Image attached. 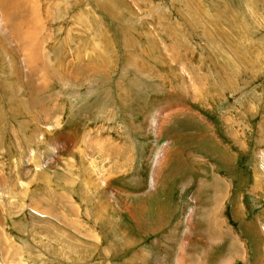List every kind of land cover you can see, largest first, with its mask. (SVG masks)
<instances>
[{
  "label": "rangeland",
  "instance_id": "1",
  "mask_svg": "<svg viewBox=\"0 0 264 264\" xmlns=\"http://www.w3.org/2000/svg\"><path fill=\"white\" fill-rule=\"evenodd\" d=\"M224 263L264 264V0H0V264Z\"/></svg>",
  "mask_w": 264,
  "mask_h": 264
},
{
  "label": "crops",
  "instance_id": "2",
  "mask_svg": "<svg viewBox=\"0 0 264 264\" xmlns=\"http://www.w3.org/2000/svg\"><path fill=\"white\" fill-rule=\"evenodd\" d=\"M227 187H230V184L227 182ZM228 191H229V188H228ZM228 195H226V197H227ZM221 198H224V196L223 195H220L219 196V199H221ZM219 206V205H218ZM217 205H215V207H218ZM217 221V220H216ZM213 222H214V220H213ZM218 231V230H217ZM233 232L234 233H237V236H238V238H237V240H238V242H239V244L241 243L240 242V236H241V234L239 233V232H235L234 230H233ZM223 234H224V232H222ZM230 239H231V241H232V244H231V248L233 247V240H232V238L230 237ZM235 245V244H234ZM241 246V245H240ZM189 255H190V253H186V255H185V257H189ZM210 255V254H209ZM209 258V257H208ZM207 262H208V260H207Z\"/></svg>",
  "mask_w": 264,
  "mask_h": 264
},
{
  "label": "bare ground",
  "instance_id": "3",
  "mask_svg": "<svg viewBox=\"0 0 264 264\" xmlns=\"http://www.w3.org/2000/svg\"><path fill=\"white\" fill-rule=\"evenodd\" d=\"M26 1H27V0H26ZM29 1H30V0H29ZM8 5H10V4H8ZM15 8H16V7H15ZM18 8H19V7H18ZM11 10H12V11H15V9H13V8H11ZM18 12H19V11H18ZM235 245H236V244H235ZM237 245H238V244H237ZM238 246L241 248L240 245H238ZM238 246H237V247H238ZM228 260H229V259H228ZM224 264H226V263H224Z\"/></svg>",
  "mask_w": 264,
  "mask_h": 264
}]
</instances>
